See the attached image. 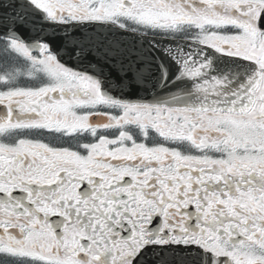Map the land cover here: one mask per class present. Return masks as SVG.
<instances>
[{"label":"snow or ice","instance_id":"6c2138e0","mask_svg":"<svg viewBox=\"0 0 264 264\" xmlns=\"http://www.w3.org/2000/svg\"><path fill=\"white\" fill-rule=\"evenodd\" d=\"M0 264H264V0H0Z\"/></svg>","mask_w":264,"mask_h":264}]
</instances>
